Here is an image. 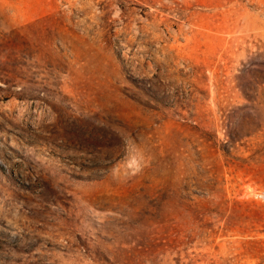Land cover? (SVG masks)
<instances>
[{"label": "rangeland", "instance_id": "1", "mask_svg": "<svg viewBox=\"0 0 264 264\" xmlns=\"http://www.w3.org/2000/svg\"><path fill=\"white\" fill-rule=\"evenodd\" d=\"M0 264H264V0H0Z\"/></svg>", "mask_w": 264, "mask_h": 264}]
</instances>
